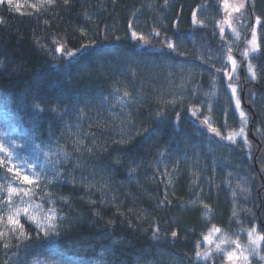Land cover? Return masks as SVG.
<instances>
[{"label": "trees", "instance_id": "1", "mask_svg": "<svg viewBox=\"0 0 264 264\" xmlns=\"http://www.w3.org/2000/svg\"><path fill=\"white\" fill-rule=\"evenodd\" d=\"M251 2L264 27V0ZM0 20V145L13 163L37 158L34 172L57 173L8 202L19 182L0 167V205L65 218L45 239L21 214L25 241L4 216L0 264H224L194 260L208 229L244 251L264 234V38L254 78L242 58L235 97L239 42L220 31L222 0H13ZM242 123L246 135L228 140ZM262 245L253 264H264Z\"/></svg>", "mask_w": 264, "mask_h": 264}, {"label": "rangeland", "instance_id": "2", "mask_svg": "<svg viewBox=\"0 0 264 264\" xmlns=\"http://www.w3.org/2000/svg\"><path fill=\"white\" fill-rule=\"evenodd\" d=\"M223 1V13H224V20L222 21L220 25V31L222 34H229L232 36V38L237 40L239 42L236 45L239 47L237 48V55L239 56L238 59H236L233 55L229 56V72L227 76V83L229 85V90L231 93L236 97H238V84H237V74L239 70H242V63L240 61H243L242 58L246 59V68L248 75L251 77H255V70H254V65L253 62L251 61L252 57L259 51L260 47V41L261 38H264V27H261L256 23V20L252 23V16L251 13L248 12V0H222ZM242 46V47H241ZM233 60L235 61V64L233 65ZM245 66L243 65V69ZM229 77L231 79L229 80ZM234 89V91H233ZM120 101L121 103H124L125 99L122 97L117 98V102ZM239 103V100H237V104ZM260 104L264 105V98L260 99ZM241 119L245 120V116L241 115ZM211 133L216 136L219 140H222L223 138L220 137V135L214 134L212 131ZM218 133V132H217ZM246 133L243 134L245 136ZM32 165H34V168L28 169L27 171L29 173L34 172V169L36 168L38 162L37 158H31L29 161ZM20 162H17L16 164H19ZM13 198V197H12ZM190 206L193 208H199L202 211V215L204 216L205 219L210 220L213 217V212L211 209L203 206L200 202V200L195 197V199L191 200ZM24 206L22 203H19V207H14L13 210L11 211L14 213L17 208L23 209ZM29 212L34 214V215H40L37 212V209L35 208H29ZM23 214V213H21ZM9 215V210L3 206H1L0 210V217H8ZM1 221V220H0ZM209 230L205 233L208 234ZM215 237H219L222 242V247L221 251L218 252L216 249V240ZM212 243H209L208 241L203 240V235L202 239L200 240L199 244L196 245L195 247V255H194V260L197 263H204L207 262V260L204 259H199L196 256V252L199 251L201 253H211V258L210 261H213L214 257H217L224 261V264H232L231 261H229L226 256L222 253L232 251L230 249L232 246L229 245L228 241L222 237L219 233H214L211 237ZM251 241H256L255 244L250 243L247 249L245 251L243 250V255L248 256V264H253L252 263V258L256 257L258 253L261 252L263 248V242L258 240V235H252ZM258 258V256H257ZM37 264V263H36ZM38 264H58L56 262H53L51 260L49 261H43V262H38ZM94 264H99V263H94ZM237 264H244L243 260L238 261Z\"/></svg>", "mask_w": 264, "mask_h": 264}, {"label": "snow or ice", "instance_id": "3", "mask_svg": "<svg viewBox=\"0 0 264 264\" xmlns=\"http://www.w3.org/2000/svg\"><path fill=\"white\" fill-rule=\"evenodd\" d=\"M7 3L8 5H12L13 0H0V4ZM65 3L68 2V0H64ZM49 3H54V0H49ZM18 7V5H17ZM35 7V5H33ZM0 23H3L2 20H0ZM135 35V33L133 34ZM159 35V33H157ZM140 39H143V37H140ZM168 48L173 49L175 48V45L172 43H168ZM82 48L87 47L86 45H82ZM61 50H63L61 48ZM69 56H74V53H68ZM235 64V61L233 60V65ZM231 77H229V80ZM234 91V89H233ZM127 95V93H125ZM238 106V104H237ZM37 108H39L38 105H36ZM243 115V113L241 114ZM205 123H207V120H205ZM246 123V121H245ZM212 132L216 135H219V133L216 132L215 129H211ZM244 134V124H241L240 131L235 134H230L226 138L230 141H234L235 135H243ZM3 135H7V133H3ZM15 160L19 161V164L13 163V152L6 151L2 145H0V167L6 168L7 173L12 174L11 182L18 181L19 184L16 188H12L10 186L6 187V191L8 192L7 200L10 202L12 200L13 193L16 194V196H29L30 195V189L22 187L23 185H33L35 188H39L41 184L44 185L46 188L50 183H52L53 179L57 175L56 172H53L52 177H49L48 173L45 171H39V172H31L29 173L27 170L34 168V165L28 162V159L26 157H22L19 154L15 155ZM243 190V189H242ZM48 203H55L54 201L48 200L46 201ZM26 207L23 209L17 208L15 212L13 213L11 211L12 205L11 203H6L4 205H0L3 207H7L9 210V215L7 217V224L11 225L12 231H19V234L25 241H29L33 239V236L29 233H26L24 231V225L20 222V215L21 213L24 214L25 218L31 222L32 225H34V233L35 237L39 238L43 236L45 239L49 237H58L60 235V229L63 227L62 221L65 219L62 216L57 215L55 208H49L47 211L44 212L43 215H34L29 212V208L31 207V204L28 201H25ZM3 217H0V220H2ZM159 231V229H157ZM221 230L216 228L215 226L212 227L211 230H209L208 234L203 236L204 241H208L209 243H212L211 237L214 233H219ZM255 229H252L248 235L251 237L252 233L255 232ZM0 235H3L0 233ZM177 235L176 232L172 233V236L175 237ZM155 238V237H154ZM258 240L264 241V234H258ZM232 244L235 245V247L232 249V251L224 252L226 258L232 262V264H237L238 261L243 260L244 264H248V256L243 255V250L241 249V245L239 241H231ZM252 244H255L256 241H251ZM7 247V245H5ZM216 249L218 252L221 251L220 245H216ZM196 256L199 259L204 260H210L211 253H201L199 251L196 252ZM260 259H264V256H261ZM38 264V262H37Z\"/></svg>", "mask_w": 264, "mask_h": 264}, {"label": "water", "instance_id": "4", "mask_svg": "<svg viewBox=\"0 0 264 264\" xmlns=\"http://www.w3.org/2000/svg\"><path fill=\"white\" fill-rule=\"evenodd\" d=\"M242 73L244 74V71L242 69ZM246 80L243 79L242 80V101H243V104H246V101H245V89H246ZM249 137L250 138H254L253 136V126L251 125L250 126V129H249V133H248Z\"/></svg>", "mask_w": 264, "mask_h": 264}]
</instances>
